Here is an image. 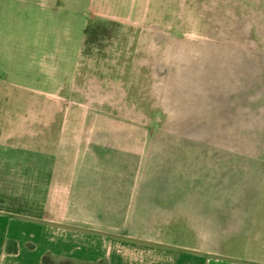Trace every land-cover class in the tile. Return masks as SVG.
<instances>
[{"label":"crops","instance_id":"0c3cea01","mask_svg":"<svg viewBox=\"0 0 264 264\" xmlns=\"http://www.w3.org/2000/svg\"><path fill=\"white\" fill-rule=\"evenodd\" d=\"M150 8L0 0V264H264L260 138L253 157L213 131L155 144L70 105L87 24H143Z\"/></svg>","mask_w":264,"mask_h":264},{"label":"rangeland","instance_id":"374dc122","mask_svg":"<svg viewBox=\"0 0 264 264\" xmlns=\"http://www.w3.org/2000/svg\"><path fill=\"white\" fill-rule=\"evenodd\" d=\"M103 23L71 75V106L126 116L155 144L213 131L231 157L260 152L264 0H151L143 24Z\"/></svg>","mask_w":264,"mask_h":264},{"label":"trees","instance_id":"16d2710c","mask_svg":"<svg viewBox=\"0 0 264 264\" xmlns=\"http://www.w3.org/2000/svg\"><path fill=\"white\" fill-rule=\"evenodd\" d=\"M111 24L114 25L115 23H111ZM104 27H105V24L101 21H98V22L90 21L86 27L85 35L86 37H88L90 32H96V30L103 29ZM43 264H57V263H55L51 258L44 257ZM59 264H71V263L64 262V263H59Z\"/></svg>","mask_w":264,"mask_h":264}]
</instances>
